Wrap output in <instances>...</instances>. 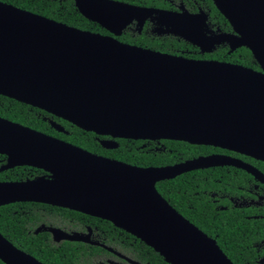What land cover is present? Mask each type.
Returning a JSON list of instances; mask_svg holds the SVG:
<instances>
[{"label":"water","instance_id":"water-1","mask_svg":"<svg viewBox=\"0 0 264 264\" xmlns=\"http://www.w3.org/2000/svg\"><path fill=\"white\" fill-rule=\"evenodd\" d=\"M212 1L233 33L204 37L194 16L120 1L74 3L85 18L115 34L133 18L142 24L148 14L158 13L162 22L172 25L173 34L203 51L223 41L231 51L247 47L260 70L131 45L0 1V94L109 136L100 140L107 149L118 146L116 138L168 139L217 146L264 162V0ZM0 154L6 156L0 171L27 165L48 174L0 181V206L40 202L108 220L171 264L234 263L214 238L168 203L157 182L198 168L233 165L264 184L262 172L235 158L208 155L171 165L138 166L3 117ZM44 229L56 241L97 244L90 240V229ZM0 260L44 264L1 233Z\"/></svg>","mask_w":264,"mask_h":264},{"label":"trees","instance_id":"trees-1","mask_svg":"<svg viewBox=\"0 0 264 264\" xmlns=\"http://www.w3.org/2000/svg\"><path fill=\"white\" fill-rule=\"evenodd\" d=\"M43 15L70 26L92 32H102L94 21L85 18L72 0H0ZM157 2L158 0H150ZM230 29L226 19L214 7ZM129 43L164 49L168 45L150 39H123ZM183 43V41H181ZM176 44V41L173 40ZM208 57L260 69L250 50L238 46L230 53L219 47L209 54L186 55ZM0 117L21 123L37 131L64 139L92 153L118 159L138 166L171 165L198 155L207 154L212 146L191 144L178 140H162L159 145L141 139L116 138L118 146L107 149L101 146L92 131L83 130L72 123L50 115L37 107L0 94ZM48 118L61 123L65 132L50 126ZM6 156L0 154V165ZM264 173V162L251 159ZM47 172L22 165L0 172V180H24ZM254 183L244 170L231 166L209 167L182 173L156 183L158 192L185 218L214 238L222 251L234 264H261L258 259L264 253V207L254 205L235 206L229 197L248 195L247 188ZM223 207V208H221ZM41 230L34 232L37 227ZM56 227L67 233L85 231L91 227L94 233L102 232L100 241L148 264H171L145 242L115 226L112 222L76 210L32 201H18L0 206V232L18 248L34 256L44 264H101L108 252L102 247L81 241H54L44 228ZM0 264H3L0 261ZM264 264V262H263Z\"/></svg>","mask_w":264,"mask_h":264},{"label":"flooded vegetation","instance_id":"flooded-vegetation-1","mask_svg":"<svg viewBox=\"0 0 264 264\" xmlns=\"http://www.w3.org/2000/svg\"><path fill=\"white\" fill-rule=\"evenodd\" d=\"M72 1H73L74 6H75L74 0H72ZM114 1L125 2V3H128L130 5L141 7V8H152V9H156V10H162V11L170 12L171 14H174V15L185 14V15H190L191 17L194 16V18L196 20V24H198V25L202 24L201 33L204 37L233 33V30H232L228 20L219 12V10L216 8V6L214 5L212 0H158V3L157 2H150V0H114ZM214 7L226 19V21L228 22V24L230 26V29H224L223 22L220 19L219 14H217L214 11ZM140 22H141V19L133 18L124 28H122L120 30V32L118 34L111 32L110 30L106 29L105 27H102L101 25H99L97 23L101 27L102 32H96V33H99L102 35L112 36L121 42L128 43L131 45H136V46H140L143 48H148V49H152L155 51H159L162 53H168V54L181 56V57H185V58H190V59L218 60L215 58L192 57V56H186V55H189V54L190 55L209 54V53L214 52L219 47H225V48H227V51L229 53L231 52L230 47L226 41L220 42L218 44H214L211 47L210 51L201 50V48L198 45L193 44L192 42L184 39L179 34H173L171 32L172 25H170L166 22H162L160 20V18L158 17V13L148 14L144 18L142 24H140ZM124 38L125 39L130 38V40H137L138 38H143V39L147 38V39H150L152 42L157 41L162 45H168V46L164 47V49H162V50L161 49H153L152 47L141 46V45L134 44L132 42L129 43L127 41H124L123 40ZM173 40L176 41V44L173 43ZM181 41H183V43ZM218 61H222V60H218ZM226 62H228V61H226ZM230 63H232V62H230ZM256 70H260V69H256ZM50 115L55 116L53 114H50ZM55 117H57V116H55ZM57 118H60V117H57ZM60 119H62V118H60ZM47 120H48V123L50 124V126L52 128H54L56 131L65 132V133L67 132L61 123L55 121L52 118H48ZM51 122H54V123L58 124L59 126H61L62 130L61 131L58 130L54 125H52ZM48 135H50V134H48ZM95 135H96V139L99 141V143H100L101 139L110 138L107 135H97V134H95ZM51 136H53V135H51ZM53 137H55V136H53ZM56 138H59V137H56ZM59 139H61V138H59ZM61 140H64V139H61ZM162 140H165V139L148 140V141H153L156 145H159ZM64 141H66V140H64ZM66 142H68V141H66ZM76 146H78V145H76ZM209 146H212V145H209ZM208 155H223V156H227L229 158H235V159L241 160L244 163L252 165L257 170L262 172L255 164H253L251 162V159H254V160H258V159H255V158L250 157V156L245 155V154L238 153V152L233 151V150H229V149H225V148H221V147H217V146H212L211 151L207 154L198 155V156L186 159V160H190V159H193V158H196L199 156H208ZM186 160H183V161H186ZM259 161H261V160H259ZM180 162H182V161H180ZM5 163H6V161L3 164H5ZM176 163H178V162H176ZM3 164H1V165H3ZM221 166H231V167H235L237 169L244 170L245 172L249 173L254 180V183L251 184L249 186V188H247V191L249 192L248 195H246V196L241 195V196L235 197V198L229 197L230 201L233 202L235 206L246 207L249 205H254L257 208L263 209V207H264V184L262 182H260L257 178H255L250 172L246 171L245 169L233 166V165H216V166H209V167H221ZM209 167H206V168H209ZM198 169H205V168H198ZM194 170H196V169H194ZM190 171H192V170H190ZM186 172H189V171H186ZM183 173H185V172H183ZM27 179H32V178H27ZM0 181H5V180H0ZM6 181H17V180H6ZM221 208H223V207H221ZM36 229H35V231H36ZM88 229H90V240L97 242V244H91L88 242H84V243H88L90 245H96V246H99V247H102L103 249H105L108 252L107 256L105 257V263L106 264H148V262L141 263L139 260L128 255L126 252H122V251L100 241L99 237L103 238L101 236L102 232L94 233V230L91 227H87L85 231H73V232L86 233L88 231ZM50 234H51V237L53 239L51 232H50ZM62 240H66V239H62ZM54 241H56V240H54ZM58 241H60V240H58ZM69 241H71V240H69ZM81 242H83V241H81ZM263 257H264V253L258 259L259 263H261L260 260L263 259ZM1 262L3 264H5L3 261H1ZM263 262H264V260H263ZM263 262L261 264H263ZM99 263L104 264V262H102V261H100Z\"/></svg>","mask_w":264,"mask_h":264}]
</instances>
